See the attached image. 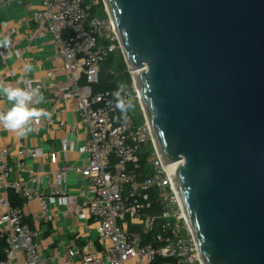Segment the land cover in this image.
<instances>
[{"label":"water","instance_id":"1","mask_svg":"<svg viewBox=\"0 0 264 264\" xmlns=\"http://www.w3.org/2000/svg\"><path fill=\"white\" fill-rule=\"evenodd\" d=\"M204 264H264V0H103Z\"/></svg>","mask_w":264,"mask_h":264},{"label":"built area","instance_id":"2","mask_svg":"<svg viewBox=\"0 0 264 264\" xmlns=\"http://www.w3.org/2000/svg\"><path fill=\"white\" fill-rule=\"evenodd\" d=\"M33 21L35 29L28 37L52 35V58L60 60V68L69 75L58 88L66 99L74 101L73 110L79 118L78 124H68L62 109L48 110L51 118L42 117L33 124L57 125L69 132L78 125L85 127L87 136L82 150L87 161L83 166H59L51 177L49 195L45 196L26 182L9 180L15 170L11 164L12 150L0 148V191H5L0 195V236L6 241L5 261L47 264L35 240L36 233L24 219L23 207L36 199L46 216L49 205L64 197L77 213H87L96 225V237L88 235L81 245L67 248L58 257L60 264H151L157 258L162 259L159 264H204L177 188L175 170L180 160L166 164L160 156L134 78L130 85L92 91L101 64L119 45L113 20L108 14L105 18L91 17L84 0H40ZM10 32L15 29L10 28ZM8 53L22 57L13 43L6 50L0 48L2 59ZM121 85V96L139 107L141 123L135 121L133 109L126 118L117 116L114 93ZM37 86L41 92L45 89L42 83L33 81L32 87ZM141 154H146L148 172H138ZM38 155L36 148L20 140L15 147L19 159L16 170L24 168L23 159ZM170 165L174 167L169 168ZM71 171L86 182L76 194H68L64 189ZM32 180L40 182L41 177ZM9 189L20 196L21 206L10 203Z\"/></svg>","mask_w":264,"mask_h":264},{"label":"crops","instance_id":"3","mask_svg":"<svg viewBox=\"0 0 264 264\" xmlns=\"http://www.w3.org/2000/svg\"><path fill=\"white\" fill-rule=\"evenodd\" d=\"M39 8L40 0H0V39L9 38L22 55L20 58L14 53H8L4 59L0 57V81L15 85L23 76L25 80L42 83L45 86L41 92L44 102L34 106L47 111L62 109L68 124H78L79 118L73 110L74 101L66 99L64 92L58 88V84L66 82L69 75L60 68V60L52 58L55 51L52 35L44 33L33 39L28 37L35 29L33 15ZM10 28L15 29V32H10ZM0 48L6 50L7 47ZM26 63L32 65L30 72H24ZM48 73L52 74L48 76ZM10 106L0 96V109L7 111ZM32 126L35 131L26 137H19L0 126V148L12 150L11 164L15 170L10 174L9 180L26 182L48 196L51 177L59 166L86 164L87 156L82 149L87 130L82 125H78L72 132L45 123ZM20 140L36 148L39 155L23 159L24 168L16 170L19 159L15 156V147ZM26 168L33 172L30 173ZM38 176L41 177L40 182H34L32 179ZM85 183L82 177L71 171L66 176L64 189L68 194H76ZM4 193V190L0 191V195ZM23 216L36 233L35 240L42 256L47 259V264H60L58 257L70 246L81 245L96 228L86 212L77 213L75 206L67 205L64 197H59L56 204L49 205L46 216L42 214L38 200H32L23 207ZM1 264L17 263L4 261Z\"/></svg>","mask_w":264,"mask_h":264},{"label":"clouds","instance_id":"4","mask_svg":"<svg viewBox=\"0 0 264 264\" xmlns=\"http://www.w3.org/2000/svg\"><path fill=\"white\" fill-rule=\"evenodd\" d=\"M10 40L7 37L0 39V47H9ZM32 65L26 63L24 72H30ZM33 81L25 80L23 76L15 85L0 81V96L10 103L7 111H0V126L15 133L19 137H26L29 133L35 131L33 123H38L42 117L51 118V113L44 108H38L34 105L44 102V96L40 87H32ZM24 84V87H20ZM123 86L114 93L117 97L116 108L125 116L134 105L131 99H124L121 96Z\"/></svg>","mask_w":264,"mask_h":264},{"label":"trees","instance_id":"5","mask_svg":"<svg viewBox=\"0 0 264 264\" xmlns=\"http://www.w3.org/2000/svg\"><path fill=\"white\" fill-rule=\"evenodd\" d=\"M84 4L89 6V13L91 17H106V13L102 8V3L94 4V0H84ZM114 53L115 51L110 53L107 59L101 64L98 82L92 86V91L94 93L105 90H113L120 84H131V77L127 71L126 64L121 53L119 54L118 59L114 58ZM81 80L83 81L84 77H82ZM117 116L122 117L124 115L119 111ZM145 158L146 154L140 155V168L138 172H148ZM8 198L13 206L22 205V199L13 189L8 190ZM5 249V238L0 236V264L6 260ZM160 262H162V259L157 258L151 264H159Z\"/></svg>","mask_w":264,"mask_h":264},{"label":"rangeland","instance_id":"6","mask_svg":"<svg viewBox=\"0 0 264 264\" xmlns=\"http://www.w3.org/2000/svg\"><path fill=\"white\" fill-rule=\"evenodd\" d=\"M96 3H102L103 11L107 14L106 7H105V5H104L103 0H94V4H96ZM91 4H92V3H91ZM120 53H121L122 58H123V60H124L123 54H122L121 49H120V45H118V46H117V49L115 50V53H114V58H115V59H118ZM124 62H125V60H124ZM125 64H126V62H125ZM126 68H127L128 73L130 74V77L133 78V76H132V75H133V74H132V70L128 68L127 64H126ZM133 112L135 113V121H136L137 123H141V122H142V117H141V114H140V109H139V107L136 106V105H134V107H133ZM145 149H146V147H144V150H145ZM92 236H93V237H96V231L93 232Z\"/></svg>","mask_w":264,"mask_h":264},{"label":"bare ground","instance_id":"7","mask_svg":"<svg viewBox=\"0 0 264 264\" xmlns=\"http://www.w3.org/2000/svg\"><path fill=\"white\" fill-rule=\"evenodd\" d=\"M132 76H133V78H134V80H136V77H137V74H138V71L137 70H132ZM174 167V165H170V167L169 168H173Z\"/></svg>","mask_w":264,"mask_h":264}]
</instances>
